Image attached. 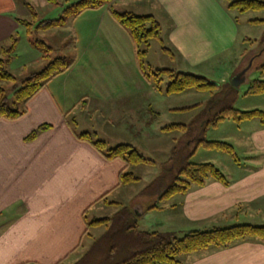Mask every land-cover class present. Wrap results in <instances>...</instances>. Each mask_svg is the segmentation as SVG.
<instances>
[{
	"label": "crops",
	"instance_id": "0c3cea01",
	"mask_svg": "<svg viewBox=\"0 0 264 264\" xmlns=\"http://www.w3.org/2000/svg\"><path fill=\"white\" fill-rule=\"evenodd\" d=\"M140 1L151 8V16L159 22L164 19L171 22L167 39L171 47L168 46L176 51L173 60L180 57L185 62L179 58L181 67L199 68L209 64L240 41V21L228 9L233 0ZM19 2L0 0V46L23 28L18 20H23L20 16L26 14L22 13L24 3ZM104 15L109 17L108 12ZM90 31L93 35L98 32L95 28ZM78 68L74 63L70 70L53 79L25 106L27 113L23 117L15 121L0 119V264L66 263L81 249L84 252L87 242L95 240L96 229H102L92 227L86 234L92 212L91 222L112 220L109 213L123 212L124 219H134L140 231L149 233L187 234L236 225L264 226V161L253 162L258 165L251 170L235 161L238 174L230 179L226 177L229 185L209 181L203 187H192L185 195L163 201L161 207L140 197L130 199L125 192L128 185L120 184L119 179L126 163L108 161L89 143L78 139L84 133L97 138L94 127L113 125L115 129L120 112L108 108L96 110L92 116V110H78L82 104L108 100L107 90L100 84L94 88L95 92H103V96L99 92L90 101H82L85 95L79 96L80 88L76 85L83 86L84 91L90 81L84 75L88 68L81 74ZM237 70L236 73L241 72L242 66ZM142 111L122 110L135 115ZM153 111L154 116H161L160 110ZM176 111L170 110L171 114ZM154 116L146 127L157 120ZM137 123L142 125L141 120ZM43 126L49 129L30 140ZM258 133L264 134V129ZM111 135L115 138L117 134ZM130 139L126 143L137 146L142 132L131 135ZM132 167L126 171L134 174L133 170L128 171ZM156 213L164 215L169 223L165 229L152 225L155 231L141 230V220ZM146 221L143 223L147 225ZM183 259L182 264H264V243L258 238H246L228 247H210L184 255Z\"/></svg>",
	"mask_w": 264,
	"mask_h": 264
},
{
	"label": "rangeland",
	"instance_id": "374dc122",
	"mask_svg": "<svg viewBox=\"0 0 264 264\" xmlns=\"http://www.w3.org/2000/svg\"><path fill=\"white\" fill-rule=\"evenodd\" d=\"M81 1L83 0H56V3H52L49 0H22L24 3L22 13L24 12L26 15L20 17L33 23L35 14L37 24L45 20H56L62 17L66 8ZM258 1L264 2V0ZM25 4L33 9L29 6L24 7ZM103 9L86 11L85 14L69 19L66 27L50 32H36L34 28L28 32L22 26L20 34H15L18 39V46L8 68L9 72L16 78V82L5 81L1 83V87L9 99V107L13 108L14 93L22 87V83L32 74L45 69L55 59L63 58L67 59L68 62L74 60L75 65H79L80 74L84 68H88L84 75L88 76L90 82L84 86L85 90L83 91V86L76 85L77 88H80L78 90L79 96L85 95L82 101H90L94 95H97L100 91L95 92L94 85L100 84H103L105 92L107 90L108 100L95 102L93 99L94 102L89 105L82 104L78 110H92V116L98 112L96 110H107L108 108L120 110L115 129L113 125L93 126L98 133L96 140L104 141L109 148L127 144L126 142L130 143L131 135L142 132V140L136 144L135 148L140 155L153 164L130 168L128 171L133 170L134 174L141 178V181L129 184L125 192L130 199L140 197L148 204L155 203L160 207L165 203L160 200V197L177 177L181 161L194 150V145L182 132L165 133L161 129L175 124H184L190 126V129H194V132L203 134V138L209 142L228 143L235 148L238 160L247 166V170L256 169L258 164L253 162L264 161V134L258 133L264 127L259 120L243 123L227 120L217 128L212 125L207 126L206 124L212 121L221 110V106L212 101L211 93L189 91L182 95L168 96L165 93L169 83L167 77L160 85H157L153 83V78H151V82L144 78L140 69L141 63H144L147 73H150V68L153 71L163 69L178 71L179 69L181 72L204 77L216 85L225 86L227 83L228 85L232 84L235 76L247 68L253 60V66L246 76V82L237 88L239 97L233 106L242 112L255 110L264 112V95H246L252 81L264 80V76L258 70L264 64V23L259 25L252 23L255 20L264 21V11L247 14L233 11L240 21V41L235 43L229 52L209 61V64L199 68H190L181 67L180 57H177L176 61L173 60L170 55L162 50V45L158 41L152 43L145 57L139 58V53L145 50L144 46L132 40L129 33L117 24L111 12L115 11L121 14L129 12L138 16H150L151 8L149 6L142 5L140 0H116ZM156 9H158L157 6ZM106 12L109 14L108 18L104 15ZM159 23L162 27V39L165 41V46L170 49L171 46L167 39L171 22L164 19ZM91 28H95L99 33L96 32L97 34L93 35V31H90ZM249 39L257 41V43L248 42ZM33 41L45 43L52 51L47 54L43 53L37 45H34ZM104 44L105 46H103ZM90 46L92 49L88 50ZM3 48L6 50L11 48V42L6 43ZM173 53L175 55L176 51ZM46 55L51 58L48 59ZM180 59L182 60V58ZM94 61L99 63H94ZM183 63L185 62L183 61ZM240 66L243 70L236 73ZM234 72L235 74H233ZM230 77H232L231 81H229ZM135 90H138V93H133ZM74 93H76V89ZM102 93L100 92L101 95ZM124 95L126 98H121ZM196 106V109L189 112H174L172 114L170 112V110L190 109ZM122 110L143 111L135 115V113L125 114ZM149 110H152V114ZM153 110H160L161 116H154ZM97 115L98 113L95 116ZM151 116L157 120L150 127H146ZM70 119L73 121L74 116H71ZM139 120L142 121L141 126L137 123ZM257 128L260 130L255 132ZM111 134L117 135H114V138ZM144 134H148V137H145ZM190 161L193 164H213L228 179L238 174L235 160L223 152L200 148L190 158ZM109 215L112 219L110 226L96 229L95 240L87 242L84 252L81 249L78 255L71 257L64 264H78L80 262L81 264H109L107 258L109 250L116 235L123 229L122 220L115 219V212H111ZM89 219L90 222L94 219L93 212L89 215ZM144 220H148L146 221L148 226L143 223ZM144 220H141L140 223L141 230L149 229L151 231L152 225L162 226L164 227L162 230H164L169 224L164 215L157 213L144 217ZM158 231H161V228ZM171 234L179 238L187 235L182 233ZM183 257L181 256L178 260L183 261Z\"/></svg>",
	"mask_w": 264,
	"mask_h": 264
},
{
	"label": "trees",
	"instance_id": "16d2710c",
	"mask_svg": "<svg viewBox=\"0 0 264 264\" xmlns=\"http://www.w3.org/2000/svg\"><path fill=\"white\" fill-rule=\"evenodd\" d=\"M56 3V0H49ZM115 0H83L66 8L62 17L56 20H45L37 22V16L34 14V22L18 20V22L28 30L34 28L36 32H48L53 29H59L66 26L69 19L76 18L86 11L102 9L113 3ZM27 6H29L27 4ZM30 7V6H29ZM31 8V7H30ZM33 9V8H31ZM228 9L237 11L240 14L264 11V2L258 0H237L230 3ZM112 16L119 26L124 28L132 40L144 46V51L139 53V58L145 57L153 42H160L162 50L175 57L173 51L165 46L162 39V27L154 16H138L133 13H118L111 11ZM254 25L264 23L262 20L252 21ZM11 48L6 50L0 46V119L15 121L23 117L27 110L25 106L36 97L53 79L64 74L74 65V60L68 62L67 59L58 58L51 61L48 66L40 72L32 74L22 83V87L14 93L13 108L8 105V97L5 90L1 87L2 82H16V78L9 72L15 51L18 46L17 35L10 39ZM251 43L257 41L248 40ZM43 53L52 51L42 42H34ZM264 50V49H263ZM48 59V55H46ZM45 57V58H46ZM141 72L144 78L153 83L160 85L164 78H168L166 94L168 96L182 95L189 91L200 93H211L212 101L221 106V110L215 118L206 125H212L217 128L221 123L227 120H233L237 123L246 121L259 120L264 127V112L260 110L242 112L236 110L233 106L239 97V90L230 83V85H216L204 77L194 75L193 73L178 72L170 69L146 72L144 63L140 64ZM264 76V64L258 68ZM246 95H264V80H254L249 84ZM20 105V107H19ZM190 109L177 110L176 112H189ZM190 126L175 124L165 128L166 132H182L187 139L194 145V150L188 157L183 159L178 169L177 177L172 185L166 188L162 193L160 200L167 201L178 195H185L192 187H203L209 181H215L224 185H229L226 176L213 164H193L190 158L197 153L200 148L211 151H219L230 155L236 162H239L235 148L225 142H209L203 138V134L194 132ZM49 129L43 126L34 132L29 139L34 140L39 132ZM78 139L89 143L108 161L122 160L126 163V168L120 173V184L129 185L141 181L133 173L127 172L130 166L153 164L150 160L139 154L135 147L128 144H122L117 147L109 148L104 141L96 140L97 138L90 134L84 133L78 136ZM157 208V207H156ZM125 213L121 212L116 215V220H122V230L115 237L114 243L108 253L109 264H182L178 260L181 256L193 254L210 247H228L236 241L246 238H258L264 243V226L253 225H236L225 229H214L212 231H193L179 238L171 233L144 232L140 231L134 219H124ZM112 220L109 218L95 220L88 223L86 234L92 227H108ZM78 264H81L78 263Z\"/></svg>",
	"mask_w": 264,
	"mask_h": 264
},
{
	"label": "water",
	"instance_id": "95a60500",
	"mask_svg": "<svg viewBox=\"0 0 264 264\" xmlns=\"http://www.w3.org/2000/svg\"><path fill=\"white\" fill-rule=\"evenodd\" d=\"M252 66H253V60L251 61V63L247 68H245L239 75L235 76V78L232 81L233 87L239 88L243 83L246 82V76L250 71V69L252 68Z\"/></svg>",
	"mask_w": 264,
	"mask_h": 264
}]
</instances>
